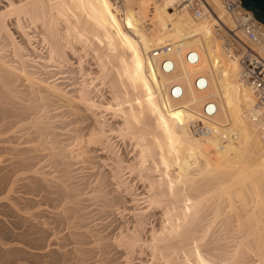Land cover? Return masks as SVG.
<instances>
[{"label":"bare ground","instance_id":"obj_1","mask_svg":"<svg viewBox=\"0 0 264 264\" xmlns=\"http://www.w3.org/2000/svg\"><path fill=\"white\" fill-rule=\"evenodd\" d=\"M2 1L0 143L11 152L6 159L27 164L46 150L64 165L55 186L78 192L81 183L72 180L69 168L75 153L83 163L99 158L109 169L95 165L83 185L92 182L90 196L102 197L107 206L119 202L115 188H107L111 178L127 187L123 169L147 189L145 207L134 209L114 236L95 227L78 229L88 223L84 214L50 218L71 227L75 219L82 221L52 243L50 256L75 254L85 258L80 264H88L89 253L121 249L126 258L145 252L152 264H264V122L251 117L254 96L240 79L241 54H229L224 46L222 26L233 28L234 20L222 0H207L217 19L206 13L198 20L176 7V0H123L126 15L114 0ZM136 2L139 12L131 7ZM146 22L159 27L154 28L157 47L178 44L170 54L172 71L154 64L152 50L146 66L140 49ZM11 24L28 43V63L27 46L16 39ZM254 48L262 52L264 43ZM188 50L195 52L196 63L187 61ZM50 67L77 69L86 78L65 90L63 83L48 80ZM197 74L205 78L203 89L194 85ZM19 78L25 80L23 88ZM173 85L177 97L169 94ZM207 99L214 104L207 120L211 129L197 133L191 121ZM100 110L111 117L99 115ZM181 110L187 114L183 124ZM17 127L21 135L14 134ZM113 136L132 146L133 157L113 151ZM5 142L11 143L5 147ZM100 149L107 151L104 158L96 154ZM155 213L161 216L153 223L149 218ZM3 239L0 257L27 253L23 240ZM69 243H75L71 250L65 247ZM90 243L94 246L86 247Z\"/></svg>","mask_w":264,"mask_h":264},{"label":"rangeland","instance_id":"obj_2","mask_svg":"<svg viewBox=\"0 0 264 264\" xmlns=\"http://www.w3.org/2000/svg\"><path fill=\"white\" fill-rule=\"evenodd\" d=\"M114 1L120 11L124 13V15H126L127 11L126 7L124 6L125 3L123 2V0ZM0 4H3V1ZM131 7L134 11H140V5L137 2L132 3ZM215 18L217 19V16ZM142 26L145 36L142 39L140 49L141 51H143L142 53L146 60V66L148 67L150 64V60H148L149 53L151 50H153V48L157 47L156 43L154 42L156 41L159 32L155 31L154 29H157L158 26L153 27L152 23L148 24V22H146ZM11 27L15 31L16 39L20 43L26 44L27 46L24 51V56L28 63V43H25L23 34L21 35L22 32H19V29L15 28L13 24H11ZM226 27L228 26H222V33H224V36L230 33V31L226 29ZM228 28L230 30L234 29V27ZM130 30L133 31L135 35L141 34L140 31H135L133 28H131ZM151 30H154L155 33L153 31V35H147L146 32H152ZM237 36L241 37L239 33H237ZM34 59L32 58L31 60L33 61ZM70 59L73 62L77 60L75 56H70ZM37 60L35 59L34 61ZM32 61V64H36L34 61ZM87 66L89 65L87 64ZM31 69L33 70V68ZM49 70L51 71V73L49 74L48 80L50 82L63 83L62 87L65 90L71 89L76 81H81L82 79L86 78L82 73L77 72V69L76 72H71L65 67L61 70L55 67H50ZM173 75L174 74L168 75L166 76V78H174ZM86 76L88 77L89 75ZM17 81V84L20 86V88H23V83L25 82V80L19 78ZM211 92L212 91H210V93ZM177 101H179L178 104L179 106L182 105L181 109H183L184 103L182 99H178ZM60 109L61 108H59L58 110ZM98 114L108 118L111 117V114L109 112L103 110H100ZM178 118L182 124L185 123V121L187 122V114H185V110H181ZM12 119L14 120V118ZM19 119H21V116L15 117V120ZM20 124L21 123H18V125L16 124V126H19ZM13 130H16V132L14 133L15 135H21L20 131H18V127L13 128ZM58 131L59 133L64 132V130H61L60 132V129ZM10 134L13 135V132L9 133V135ZM61 136L63 137V135H60V137ZM111 141L113 151L115 149L116 153L118 152V154H121L126 158L133 157L134 151L131 145H128L126 143L124 144L120 137L113 136L111 138ZM10 143L11 142H5V147H8ZM69 143L70 148L74 149L77 142L72 141V143ZM0 144V150H2L0 152H3L5 150L2 155L0 154V219L2 220V222H0V236L2 239L6 238L3 240L12 239L14 242H20L23 240L24 242L22 241L23 243H21L23 246L26 245L24 247L27 248V253H15L18 258H14L15 255H12V258H8L13 264H80L82 262L81 260L85 258H80L75 254L70 255L68 258H58L59 256H50L52 254V252L50 251L55 247V245L52 243H54V241H56L58 238L67 236L69 232L81 226V224L79 223V221L81 220H79L78 218L75 219L74 224L71 227L70 224H62V221L59 222L60 220L55 221L51 220L50 218L64 216V214H84L86 215L85 222L88 223L78 229L85 230L86 227H95L96 229H100L101 231H103L104 234L114 236L119 232V227L123 224V222L126 220H130L134 209H136L137 207H145V205L147 204L146 202H144V198L146 196L145 192L147 190L145 182L141 180V178L136 177L134 174H131L127 169L122 170V173L124 174L121 173L123 177L126 178L127 187H124L122 185L119 186V184L117 185L115 180H113L112 178L110 179L107 188L109 187L108 190L110 191L115 188L112 191L114 192L112 194L118 195L119 202L111 206H107L102 197L94 198L90 196L89 191L91 190V186H93L92 182L83 185L84 177L91 170L96 169V167L99 169H109V165L106 166V164H104V162L99 158L93 159V162L85 161L83 163L77 160L79 157H76L79 156L80 153H75V160L72 159V162H70L69 164L70 174L73 181L79 184L81 183V187L78 192H68L55 186L57 176L61 174L60 169L63 168L64 165L62 166L57 160L52 159L46 150H42V152H40L41 155L37 156L36 158L27 160V164L15 163L18 159L16 157L6 159V157H8L11 152L3 148V143ZM6 152L9 154L8 156ZM96 152V154L103 156V158L107 155V151L104 149H100ZM13 163H15L13 166H9ZM7 195L10 197L12 196L11 200L7 199ZM5 204H8V206H6ZM156 211L158 212L159 210L156 209ZM160 216L161 215L159 213L152 214L149 220L153 223H156ZM73 226L75 227L73 228ZM82 227L84 229H82ZM9 228L12 230H10L11 232L9 231ZM93 246V243L86 245V247L88 248H91ZM65 247L67 250H71L75 247V243H69ZM49 252L51 254H49ZM88 256L89 258H86L88 264H152L153 262L152 258L145 252L137 254L135 253L131 256V258H126L125 254L121 252V249H114L108 254H104L103 252L98 250L96 253H89ZM2 257H0V264H6L5 262L8 261V259Z\"/></svg>","mask_w":264,"mask_h":264},{"label":"built area","instance_id":"obj_3","mask_svg":"<svg viewBox=\"0 0 264 264\" xmlns=\"http://www.w3.org/2000/svg\"><path fill=\"white\" fill-rule=\"evenodd\" d=\"M175 6L187 10L195 20L202 18L206 13L213 15L207 0H176ZM222 6L234 20V30H229L230 33L225 36L224 46L229 54H241L240 79L254 96L251 117L255 121L264 122V50L258 52L254 48L264 43V26L254 19L250 11L241 6L240 0H222ZM236 32L241 37L237 36ZM177 46L178 44H162L152 50L153 62L160 70L172 71L170 54ZM186 59L190 63L197 62V56L192 50L186 52ZM194 85L200 89L206 87L202 74L195 76ZM175 88L176 86L173 85L169 92L173 97H177ZM213 107L214 104L210 99L205 100L196 120L191 121L193 131L197 133L210 131L211 126L207 120L214 112Z\"/></svg>","mask_w":264,"mask_h":264},{"label":"water","instance_id":"obj_4","mask_svg":"<svg viewBox=\"0 0 264 264\" xmlns=\"http://www.w3.org/2000/svg\"><path fill=\"white\" fill-rule=\"evenodd\" d=\"M241 6L250 11L256 21L264 26V0H240Z\"/></svg>","mask_w":264,"mask_h":264}]
</instances>
